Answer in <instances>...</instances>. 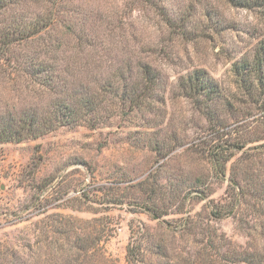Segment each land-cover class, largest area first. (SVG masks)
<instances>
[{
  "label": "rangeland",
  "instance_id": "rangeland-1",
  "mask_svg": "<svg viewBox=\"0 0 264 264\" xmlns=\"http://www.w3.org/2000/svg\"><path fill=\"white\" fill-rule=\"evenodd\" d=\"M39 4L33 3L31 12L40 11ZM62 4L67 11L48 37L72 38L67 27L72 24L105 47L96 57L109 53L147 60L163 79L165 100L157 104L156 115L145 118L113 114L95 129L66 126L36 139L0 144V264H82V245L88 264H129L132 232L141 235L138 240L153 264H221L216 252L224 238L245 242L235 221L209 222L203 211L207 200L195 194L176 200L172 184L176 175L196 177L206 169V143L218 138L214 132L221 126L232 141L261 140L246 152L262 161L253 170L264 178L263 149L253 150L264 146V103L241 96L232 72L235 63L252 62L264 44V6L248 9L227 0H155L153 7L141 0ZM14 14L0 16V22ZM89 68L76 75L77 86L85 87L88 75L98 70L115 72L108 65ZM196 70L217 82L225 100L210 105V118L181 89L183 77ZM15 73L7 61L0 63V110L22 104L12 89ZM8 74L10 80L1 78ZM228 102L237 111L246 106L241 108L246 120L237 123L239 113L230 115ZM218 120L223 123L215 125ZM176 142L183 146L174 149ZM162 145L171 152L159 160ZM192 146L194 153H185ZM208 181L214 192L210 199L223 197L227 183ZM153 212L161 214L159 220L151 218ZM205 233H215L216 248L206 246Z\"/></svg>",
  "mask_w": 264,
  "mask_h": 264
},
{
  "label": "trees",
  "instance_id": "trees-1",
  "mask_svg": "<svg viewBox=\"0 0 264 264\" xmlns=\"http://www.w3.org/2000/svg\"><path fill=\"white\" fill-rule=\"evenodd\" d=\"M62 1L0 0V16L15 12L10 20L0 22V63L7 61L15 70L12 89L22 102L21 106L0 110V144L36 139L66 126L88 124L95 129L113 114H133V118H145L147 114L156 115L157 104H163L165 100L163 79L147 60L135 55L116 58L109 53L96 57L99 49L105 47L96 43L95 36L92 38L77 32L72 24L67 26L72 38L48 37L47 32H54V25L61 21L62 11H67ZM141 1L151 4V7L156 5L155 0ZM261 1L227 0L232 5L248 9L262 8L264 4ZM37 2L43 3L39 4L42 6L40 11L31 12V5ZM170 22H166L169 27ZM88 56L92 58L86 59ZM83 58L87 61L79 65V60ZM92 65L94 68L108 65L115 68V72L98 70L93 72L95 75H88L91 82L85 83V87L77 86L76 75L84 70L89 72ZM232 72L241 96L255 104L264 103V44L257 50L252 62L243 60L235 63ZM1 78L10 80V74ZM180 85L185 97L195 101L206 117L214 115L209 112L211 104L219 100L225 102L217 82L205 70H196L184 76ZM26 99L31 101L24 103ZM225 106L229 114L230 111L235 115L239 113L237 123L246 120L242 108L246 106L238 111L229 102ZM219 123L223 122L218 120L215 125ZM209 127L213 129L216 126ZM216 128L218 130L214 133L218 138L206 143L208 148L206 154L203 153L207 160L206 169L196 177L191 173L176 175L172 191L176 200L183 202L193 194L200 200H207L203 211L209 222L227 218L235 221L245 242L238 244L224 238V244L218 245L216 252L221 264H264V178L257 176L253 170L255 165L263 163L246 152L249 144L261 140L247 142L241 138L232 141L230 132L222 134L219 129L225 130L226 127ZM182 143L176 142L174 149L183 146ZM169 148L165 145L157 148L159 160L168 156L171 152ZM258 149H263L260 152L264 155V146L253 148ZM193 150V146L189 147L185 153H194ZM159 171L160 168L157 173ZM209 178L227 183L225 194L220 199H210L214 192ZM161 187L165 188L164 185ZM160 217L159 213H151L154 220ZM163 224L161 221L160 225ZM188 229L191 230L190 225ZM134 234L132 232L127 247L129 264H153L151 259H146L138 240L141 235L136 238ZM214 235L205 233L209 241L206 246L211 249L216 248ZM147 236L150 237L149 234ZM99 240L98 236L97 244ZM78 250L86 252L80 263L88 264L84 260L88 253L86 247L82 245ZM94 260L98 262L99 258Z\"/></svg>",
  "mask_w": 264,
  "mask_h": 264
}]
</instances>
